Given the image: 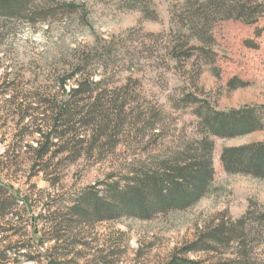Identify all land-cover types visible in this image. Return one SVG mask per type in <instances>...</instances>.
Instances as JSON below:
<instances>
[{
	"label": "rangeland",
	"instance_id": "obj_1",
	"mask_svg": "<svg viewBox=\"0 0 264 264\" xmlns=\"http://www.w3.org/2000/svg\"><path fill=\"white\" fill-rule=\"evenodd\" d=\"M28 4L22 17L0 19V87H11L0 97V154L16 141L19 116L13 112L18 104L40 108V100L45 98L69 99L59 81L71 73L80 52L94 56L93 78L104 83L103 95L96 92L86 102L100 97L105 104L103 113L112 122L106 129L103 125L87 132L79 130L87 140L80 159L74 161L70 152L59 154V148H53L37 168L48 164L47 173L30 180L31 154H24L17 180L13 181L11 173L10 179H4L28 200L20 202L14 212L22 213L23 225L31 234L27 239L35 238L32 245L37 252L44 253L54 242L41 248L37 240L42 233L34 235V227L40 231L49 214L66 213L79 192L95 186L102 193L105 187L98 184L111 176L118 180L129 164L137 168L154 164L199 138L195 112L202 102L220 111L264 106V19L256 25L220 20L213 25V42L192 41L174 54L171 48L180 40L177 31L184 0H28ZM44 8L46 19L40 18ZM195 46L200 49H193ZM73 84L67 83V93ZM124 86L125 91L121 90ZM17 95L22 100L7 102ZM188 95L198 101L187 103ZM115 101L119 103L110 104ZM120 102L127 106L124 123L120 120L117 126ZM6 109L12 111L10 116ZM30 116L21 125L28 132L35 130L32 122L40 111H32ZM26 140L25 145L36 146L40 136L35 133ZM213 141L215 177L205 198L191 209L150 221L124 217L82 227L78 238L87 245L75 249L83 256L79 264H171L179 260L264 264V223L248 227L247 257L240 256L236 243L186 252L221 220L235 222L250 209H264V180L228 174L221 162L224 148L262 142L264 131L236 139L214 137ZM54 178L61 179L55 188L48 181ZM41 216L35 223L33 217ZM16 220L13 223L18 224ZM16 241L18 238H12Z\"/></svg>",
	"mask_w": 264,
	"mask_h": 264
},
{
	"label": "trees",
	"instance_id": "obj_2",
	"mask_svg": "<svg viewBox=\"0 0 264 264\" xmlns=\"http://www.w3.org/2000/svg\"><path fill=\"white\" fill-rule=\"evenodd\" d=\"M184 2V16L177 31L180 40L178 45L171 48L174 54L179 47L187 46L192 41L213 42V25L220 20H237L247 25H256L264 19V1L260 0H184ZM28 5V0H0V19L20 18ZM41 17L44 19L48 17L46 8L40 10ZM30 22L35 23L34 20ZM193 49L200 48L195 46ZM93 57L90 53L80 52L76 56L75 64L71 66V73L59 81V87L69 96L68 100L45 98L40 100L42 105L40 108L32 107V103L26 107L18 104V109L13 112L19 116L16 141L12 147L0 154V234L3 236L0 264L25 262L79 264V259L83 256L80 252L75 253V249L87 245L78 238L81 231L79 229L84 226H93L99 222L114 221L124 217L150 221L159 215L193 208L210 193L213 187L215 177L212 158L213 138L236 139L264 131V106L220 111L209 103L202 102L195 112L199 119V138L188 142L170 156L161 158L154 164H144L140 168L133 163L129 164L128 169L118 180H112L114 176H111L107 182L98 184L105 187L102 193L95 186L79 192L66 213L49 214L44 218L48 219L47 224H43L40 231L34 227V235L42 233L41 238L37 240L41 248L45 245L48 247L49 242H54V245L45 249L44 253L37 252L32 245L35 238L27 239L31 234L27 225H23L22 213L14 212L20 202L27 203L28 200L4 179H10L11 174H14L13 181L17 180L20 165L24 162V154H31L30 180L42 172L47 173L48 164L37 168L48 155L52 154L53 148L58 147L59 154L70 152L74 161L80 159L87 140L79 130L84 129L87 132L90 127L96 129H101L103 125L105 129L110 127L112 122L108 114L103 113L105 104L100 98L103 95L104 83L103 80L95 81L91 70ZM7 78L9 77L6 76ZM71 81H74V84L67 93L66 86ZM10 89V86H1L0 97L7 95ZM126 89L127 87L124 86L121 90ZM96 92L100 97L93 103L87 104L86 97ZM21 97L17 95L7 102L15 104L22 100ZM185 101L195 103L198 99L194 95H188ZM116 103L119 102L110 104ZM126 106V102L120 104L115 116L117 126H120V123H117L120 120L123 121L122 124L124 123L123 113ZM32 111H40V117L32 122V125H36L35 130L28 132L27 126L21 125L31 117ZM6 112L7 116L12 113L7 109ZM152 128L154 125L151 126ZM35 133L40 136L36 146L28 143L25 145L26 138ZM23 148H26L25 152ZM221 162L228 174L264 180V141L226 147L222 151ZM48 181L53 188L61 185V179L58 178ZM42 199L49 201L48 197ZM50 199H53V196H50ZM14 218L17 219L18 224L13 223ZM40 218L43 217H33V220L36 223ZM252 223H264V209L261 211L250 209L235 222L221 220L212 230L204 234L205 238H199L190 244L186 252L211 251L212 245L229 246L231 243H236L240 249V256L247 257L244 241L248 237L247 229ZM12 238H18V241L12 242ZM179 261L181 262L175 261L171 264H199L192 260Z\"/></svg>",
	"mask_w": 264,
	"mask_h": 264
}]
</instances>
